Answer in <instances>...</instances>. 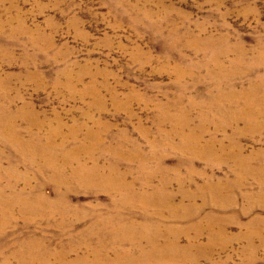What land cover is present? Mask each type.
Returning <instances> with one entry per match:
<instances>
[{
	"label": "rangeland",
	"instance_id": "rangeland-1",
	"mask_svg": "<svg viewBox=\"0 0 264 264\" xmlns=\"http://www.w3.org/2000/svg\"><path fill=\"white\" fill-rule=\"evenodd\" d=\"M261 80L264 0H0L1 129L22 143L0 139V264H18L13 254L30 240L49 264H103L94 249L121 195L103 186L111 167V178L166 201L147 216L122 208V223H158L183 264H264V125L216 127L211 107L228 87ZM181 109L185 133L200 127L197 148H182L168 120ZM63 159L58 171L44 167ZM80 163L97 171L79 178ZM207 180L224 182L217 206L198 189ZM16 199L47 208L35 214ZM176 206L182 219L158 218Z\"/></svg>",
	"mask_w": 264,
	"mask_h": 264
},
{
	"label": "bare ground",
	"instance_id": "bare-ground-1",
	"mask_svg": "<svg viewBox=\"0 0 264 264\" xmlns=\"http://www.w3.org/2000/svg\"><path fill=\"white\" fill-rule=\"evenodd\" d=\"M225 78H228V77H225ZM261 85H264V80L259 81L258 84L254 83L253 85H251L247 89L240 90V91H234V89L232 87H228L227 91H221L219 93V96L213 97V101L211 103L212 104L211 107L213 108L212 114L214 115L212 118L214 120L213 124L216 127L224 128L228 124L237 123L239 121H242L244 123V126L248 127V128H256V127L263 126L264 125V89H263V93L261 96H258L256 94L257 89ZM244 94H245V101L239 102L237 97H239L240 95H244ZM223 100L226 101L225 105L222 103ZM232 106H234L235 108H232ZM179 111L180 112L177 115H172L170 117L168 116L169 117L168 120L173 125V127H174L173 130L177 133V136L181 140L180 145L184 149L197 148L199 143H200L199 140L203 139L202 138L203 135H201L199 133V131L198 132L195 131L196 129L199 130L200 127L194 125L193 128L190 129V132L185 133L184 129L186 127L191 128L190 119L188 120L186 117H184V114H185L184 109H181ZM205 117H208V116L206 114L203 116V114H202V118L200 121H202V120L204 121ZM209 120H210V118H209ZM9 122H10V120H9ZM36 123H38V122H36ZM13 127H14V125H13ZM31 128H32V126H31ZM202 131H204V130H202ZM0 139L22 146V143L19 140L18 134H16V132L12 128V126H9V124H8L3 129H1V115H0ZM38 140H39V138H38ZM215 143H216V140L214 138H210L207 141H205L204 144H202L200 146V148H209L210 146L214 145ZM50 144H52V143H50ZM219 145H220L221 149L224 150V146L221 142H219ZM13 146H15V145H13ZM17 150H19V149H17ZM22 150H23V148H22ZM43 150H44V148H43ZM33 151L36 154H42V152L39 150L36 151L35 149H33ZM52 153L53 152H51V154ZM51 156H53V155H51ZM71 157H74V156H71ZM47 158H45V159H47ZM233 159L240 166L242 165V161L247 162V158L242 157L240 152L234 154ZM31 160H33V159H31ZM28 161H30V160H28ZM56 162H52V160H51V162H46L44 164V167H46V165L48 167V165H49V166L53 167L54 170L58 171L65 165L63 163H67L68 161L63 159L61 164H58L59 162L58 163H56ZM12 167H10V168H12ZM243 168L245 170V175L254 176L250 172L248 167L244 166ZM42 169L43 168H39L38 171L40 172V171H42ZM77 170L78 171H74L72 169L73 174L78 176L79 178H85L90 171H97V167L92 166L91 168H88L83 163H80L77 165ZM14 171H15L14 169L8 170V175L11 174L10 176L13 177L12 174L15 173ZM113 172H114V168L111 167V169L109 170V172L106 175L107 180H105L103 182V186L114 191V192L121 194L120 195V201H118V200L115 201V206L117 207V209L115 211L111 212L109 216L107 215L108 217H105L103 219V220L108 219L109 221H111V226L113 228L111 230H109V232H108L109 234L105 238H104V236L98 237L96 249H94V252H96V254H97L96 262H102L103 264H183L182 259L178 254L179 250L177 248V246H178L177 245V239L175 237H171L170 240L168 239L164 242H161L160 237L162 236V229L160 228V225H158V223H156V224L150 223V222H148L147 218H146L145 222H143L142 224H138V225H136V223H134V221H131L129 224L122 223L125 219V216L123 215V213L121 214L119 211L122 208H125L126 211H130L132 213L135 212L137 209L138 210L141 209L140 212L144 213L147 216L148 212H149L148 211L149 208L158 206L159 204H160V206H166V201L165 200H156L154 195H151V194L146 193V192L136 191L135 187H134L135 184L133 182L132 183H126L125 181H123L124 175L122 174V176L120 177L121 173H118L117 178H115V179L111 178V175L113 174ZM17 176H20V175L18 174ZM237 178L242 179V178H244V176L241 178V175L237 174ZM15 184H17V183H15ZM223 186H224V182H221V181L213 182L211 180H207V181H205L204 185L199 186L198 189L200 190V193H206V192L210 191L212 193V196H210V198L209 199L207 198V199L209 200V202L211 204L216 205L217 204L216 200L219 199L220 195L222 194ZM11 187H13V185H11ZM38 195H43V194H38ZM43 199H40L38 201L36 200L33 202L29 201V202H22V203H21V201H19V199H18V201L16 199V201H17V203L20 202V205L22 207H26L28 209H31L36 214V212H38L39 210L47 208L46 205L43 204L44 203ZM230 199H231V197H230ZM11 200L15 201L14 198H11ZM217 202H220V201L218 200ZM6 203H7V201H6ZM206 204H208V202L203 200V204L198 206L197 209L200 211L201 209L204 208V206ZM5 205H6V207L8 206L7 204H5ZM206 207H207V205H206ZM5 208L3 210H1L2 215L4 216L3 220H2L3 223L5 221H7V212H6ZM178 209H179V206H176V207L170 208V209H163L162 212L159 213L158 218L169 217L171 219L180 220L183 218L182 216L185 214V212L183 211L184 214H182V211L180 212V210H178ZM165 213H167L168 215ZM212 217H213V215H212ZM1 227H2V225H1ZM143 240L146 241V244H143ZM125 245L127 247H125ZM20 246H22V247H20ZM19 247L21 248V249L20 248L17 249L19 252L13 254V256L16 257V261H18V264H49L48 263L49 260L44 259L43 257H41L40 254L38 256L34 255L36 253L32 252V250H31L33 247H35L32 240H30L29 242L24 241V243H21L19 245ZM26 248L28 249V252H26ZM86 249L89 251L88 248H86ZM132 250H136L138 252L137 256L132 255L133 254ZM99 253H100V257H99ZM167 253H168V255H167ZM104 254H105V256H104ZM37 258H38V260H37ZM1 264H9V262L7 260L6 262L3 261ZM66 264H86V263L84 262L83 259H78L75 262L66 261Z\"/></svg>",
	"mask_w": 264,
	"mask_h": 264
}]
</instances>
